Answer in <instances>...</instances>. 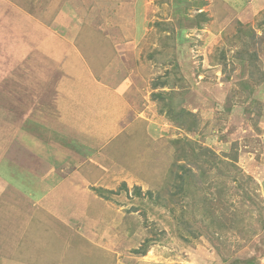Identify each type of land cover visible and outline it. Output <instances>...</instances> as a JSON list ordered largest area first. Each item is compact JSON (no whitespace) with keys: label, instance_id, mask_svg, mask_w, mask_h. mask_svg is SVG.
I'll return each instance as SVG.
<instances>
[{"label":"rangeland","instance_id":"obj_1","mask_svg":"<svg viewBox=\"0 0 264 264\" xmlns=\"http://www.w3.org/2000/svg\"><path fill=\"white\" fill-rule=\"evenodd\" d=\"M69 1L65 8L0 0V175L14 180L8 157L16 125L35 104L26 91L41 81L35 66L47 57L46 34L73 29L72 49L97 73L110 66L115 81L107 85L124 82L120 100L128 106L116 114L117 99L100 105L120 124L109 141L93 131L85 140L68 120L49 122L62 134L50 139L60 147L71 137L81 154L99 159L91 167L101 183L90 187L108 209L91 200L85 211L109 223L93 231L77 223L71 232L53 219L56 237H36L45 211L21 202L22 212L11 213L16 231L0 234V243L23 229L31 239L35 230V239L62 242L54 252L61 264H264V0ZM56 200L65 210L73 205L67 196Z\"/></svg>","mask_w":264,"mask_h":264},{"label":"crops","instance_id":"obj_2","mask_svg":"<svg viewBox=\"0 0 264 264\" xmlns=\"http://www.w3.org/2000/svg\"><path fill=\"white\" fill-rule=\"evenodd\" d=\"M66 1L56 0V4H60L65 8L72 5L71 1ZM68 14L71 13L68 11ZM63 17L61 16L58 21L62 22ZM73 31V29H63V37L58 35L57 32L46 34L45 38H47V35L50 38L49 41H46V44H49L50 47L46 52L42 49L41 54L47 57H41L43 64L35 66V69L43 70L39 75L41 81H34L30 91H26V96L30 94V100H35V104L31 105L32 111L30 109L26 110L28 120H25L22 125H16L19 127L15 131L14 141L11 145V157L10 155L8 157V163H13L15 167V172L12 173L15 181L11 182L10 179L0 175V234L9 236L10 234L5 233L6 231H16V221L11 219V213L13 211L22 212L19 209L21 202H24L25 205L31 203L33 207L37 206L45 211L38 224L42 230L36 231L37 236L35 230H33L30 236L31 239H26L28 236L27 230L23 229L19 231L18 236L16 235V237H19L16 241L12 242L7 238L8 240L0 243V261L3 260V264H49V258L52 261L55 260L54 264H61V259H58V255H55L54 252L59 251L62 242L55 241L52 244V241L46 240L56 237L59 225L61 227L66 226L64 230L67 231L68 229L72 232L77 223H82L81 230L82 227L91 230L92 228L103 229L109 223L108 218L105 220L100 217L101 215L92 214L91 210L89 212L85 211V208L88 210L91 207V200L96 202L95 206L100 203L103 204L106 210L108 209L104 201L90 187L92 186L91 181H94L95 184L97 182L98 184L101 183V174L93 176L96 171L91 167L92 165L101 164L99 159L92 155L86 157L81 154L78 149H81L83 145H80V142H75L71 137L66 136L64 138L63 147H61L62 145L60 147L55 146L50 139L61 137L62 134L54 130L53 123L50 124L49 122L58 121L64 124L68 120L67 127L80 135L86 136L85 140H89L94 132L98 137L107 135L106 139L109 141L108 137L112 134L117 135L121 128L119 121L115 122L112 118V112L109 114L104 110L101 111L100 105L108 104L117 99L118 103L115 106L117 109H113L116 114L121 113V110L126 105L128 106L127 102L123 99V101L120 100L124 82H120V86L116 89L107 85L113 84L115 81L111 78L110 66H106L105 71L100 70L97 73V68L88 62L82 51L77 53L75 47L74 50L72 49L71 44L74 43L69 39L73 35ZM57 38H61L63 43H59ZM67 41H69V46L65 45ZM60 54L61 56H59ZM62 60L65 63L66 70L58 72L57 68ZM53 63L55 64L53 65ZM98 63L96 60V65ZM52 66H55L54 71ZM69 77L79 81L76 89H70ZM82 85L83 88H81ZM86 89H90V94H87L89 95L88 98H85ZM75 92H78L84 99H78L79 96L76 98ZM40 98L43 99L39 100ZM89 103H92L93 106L91 107H95L87 108L86 105ZM122 105L124 106L122 107ZM75 107L79 108L75 109ZM28 116H30V119ZM69 117H77L78 120L71 121ZM29 124L35 126V131L40 130V134L30 132L28 130ZM58 129L61 130V127H58ZM78 134L76 137L81 138ZM88 143H84L85 146H89ZM74 147H76L75 154L70 152L75 149ZM79 192L81 194L78 196L76 193ZM61 195L64 198L67 196L73 201V205L67 210L63 206L55 204V200ZM80 205H82L81 210L79 209L81 208ZM103 214H106V211ZM31 216L33 217V214ZM47 216L50 218L47 219ZM53 219L59 225L48 227ZM47 231H51L52 234H48ZM83 235L88 237L89 233L85 232ZM35 236L46 237V239H35ZM69 242L65 241L63 245L67 244L66 247H68ZM89 242L94 244L91 240ZM102 243L105 246V241H102ZM38 246H41L40 249H38ZM101 246L102 244H100V249L106 248V246L104 248ZM50 252L53 253L49 254ZM45 260H48V262ZM41 261L45 262L42 263ZM67 264H73L71 259Z\"/></svg>","mask_w":264,"mask_h":264},{"label":"bare ground","instance_id":"obj_3","mask_svg":"<svg viewBox=\"0 0 264 264\" xmlns=\"http://www.w3.org/2000/svg\"><path fill=\"white\" fill-rule=\"evenodd\" d=\"M93 139H94V138H93ZM1 151H2V150H1ZM1 151H0V152H1Z\"/></svg>","mask_w":264,"mask_h":264}]
</instances>
